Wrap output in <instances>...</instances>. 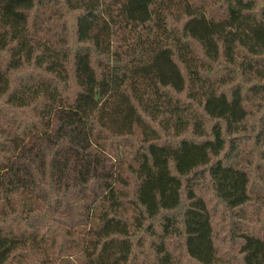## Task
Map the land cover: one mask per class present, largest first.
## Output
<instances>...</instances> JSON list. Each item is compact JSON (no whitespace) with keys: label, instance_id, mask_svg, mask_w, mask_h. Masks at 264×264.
Returning a JSON list of instances; mask_svg holds the SVG:
<instances>
[{"label":"trees","instance_id":"trees-1","mask_svg":"<svg viewBox=\"0 0 264 264\" xmlns=\"http://www.w3.org/2000/svg\"><path fill=\"white\" fill-rule=\"evenodd\" d=\"M0 264H264L254 0H0Z\"/></svg>","mask_w":264,"mask_h":264},{"label":"rangeland","instance_id":"rangeland-1","mask_svg":"<svg viewBox=\"0 0 264 264\" xmlns=\"http://www.w3.org/2000/svg\"><path fill=\"white\" fill-rule=\"evenodd\" d=\"M254 1L256 3V9H257V11L263 12L264 11V0H254ZM260 219H262V216L261 215H260ZM227 231H228V227L226 229V233H227ZM228 246H229V243H226L225 242L224 245H223V250H225Z\"/></svg>","mask_w":264,"mask_h":264}]
</instances>
